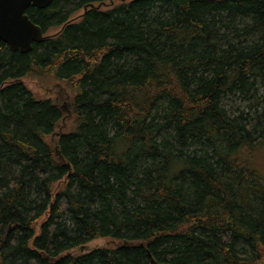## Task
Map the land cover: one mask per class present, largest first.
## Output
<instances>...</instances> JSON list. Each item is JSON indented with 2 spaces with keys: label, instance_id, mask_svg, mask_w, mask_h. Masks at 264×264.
Here are the masks:
<instances>
[{
  "label": "trees",
  "instance_id": "16d2710c",
  "mask_svg": "<svg viewBox=\"0 0 264 264\" xmlns=\"http://www.w3.org/2000/svg\"><path fill=\"white\" fill-rule=\"evenodd\" d=\"M106 1L0 41V264H264V0ZM49 75L68 90L24 82Z\"/></svg>",
  "mask_w": 264,
  "mask_h": 264
},
{
  "label": "water",
  "instance_id": "95a60500",
  "mask_svg": "<svg viewBox=\"0 0 264 264\" xmlns=\"http://www.w3.org/2000/svg\"><path fill=\"white\" fill-rule=\"evenodd\" d=\"M52 2L53 0H0V41L7 44L13 52H30L33 44L41 43L45 36L26 12L30 8L46 9Z\"/></svg>",
  "mask_w": 264,
  "mask_h": 264
},
{
  "label": "rangeland",
  "instance_id": "374dc122",
  "mask_svg": "<svg viewBox=\"0 0 264 264\" xmlns=\"http://www.w3.org/2000/svg\"><path fill=\"white\" fill-rule=\"evenodd\" d=\"M129 1H131V0H107L104 5H100V6L96 5V6H98L99 8H102V10L105 11V10L111 9L115 5H118L119 3H122V2L127 3ZM82 14H83V11L80 13H77L74 18L77 20L79 17L82 16ZM249 23L245 24L244 20H239V25H240V28L238 29L239 34H241V35L243 34L242 29L245 27H248ZM242 25H243V27H242ZM55 32L52 31V33H47V35H44V36H45V38H47V37L49 38V36ZM242 40H245V39H242ZM24 82L27 85V87L39 98H46V97L54 98L56 95H61L68 90L66 88V90L63 91V86L58 84V82H55L52 75L51 76L49 75L46 77L41 76V77H35V78H26V79H24ZM257 93L258 94L256 95V98H258L261 102H259L260 105L257 106L256 100L254 101V100L250 99L251 100L250 104L253 106V111L249 112L251 116H254L253 115L255 112L254 110L257 107H260V108L264 107V93H262V92H257ZM239 99H241V100H239ZM234 100L237 101V105H236L237 108H236L235 114L238 115V114H241L242 112L248 114L247 111H243V108L246 106V104L244 105V102H242V100L245 101V99L243 97H241V95H237L236 97H233V98H231V97L226 98L225 101L223 102V107L225 109H227L229 103L231 101H234ZM239 106H241V107H239ZM63 123H66L69 128H72L75 124V121L70 116L67 119V121L65 119L63 121ZM260 150H258V153H257L258 154V161H259V165H260L261 169L264 171V152L260 151ZM119 244H120L119 241L113 240V239H98V240L90 242L87 245L85 244L82 248L80 247L81 249L75 250L73 252L71 250L70 252H71V254L74 253L75 255H79V254H84V253L90 252V251L95 250V249L103 248V247H105V245H108V246H111V248H114V247L118 246Z\"/></svg>",
  "mask_w": 264,
  "mask_h": 264
}]
</instances>
